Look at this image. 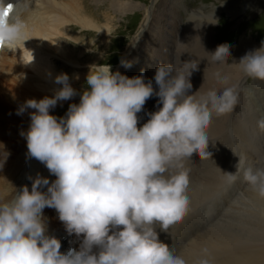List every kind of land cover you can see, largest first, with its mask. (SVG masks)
<instances>
[{
    "label": "clouds",
    "instance_id": "obj_1",
    "mask_svg": "<svg viewBox=\"0 0 264 264\" xmlns=\"http://www.w3.org/2000/svg\"><path fill=\"white\" fill-rule=\"evenodd\" d=\"M13 13L14 5L0 0L2 48L26 41V23ZM209 54L213 60L230 57V46L219 45ZM236 65L246 77L264 81V42ZM121 66L132 64L121 60ZM190 76L161 63L155 92L151 80L145 83L143 70L129 78L113 73L110 65H93L79 104H71L64 117L50 115V110L78 93L63 73L55 77L63 87L52 98L29 99L19 107L18 116L35 110L29 113L28 131L20 133L27 156L56 179L29 176L31 190L25 185L0 202V264H186L160 241L155 225L168 233L183 219L189 178L181 161L210 155L205 130L213 113H232L240 94V85L234 84L188 95ZM154 94L162 108L148 113L150 119L138 127L137 114ZM257 128L264 132V118L257 120ZM238 158L236 172L225 173L229 181L243 172L245 183L264 199V166L244 169ZM45 208L56 210L69 236L83 237L79 250L61 253V241L47 234Z\"/></svg>",
    "mask_w": 264,
    "mask_h": 264
},
{
    "label": "bare ground",
    "instance_id": "obj_2",
    "mask_svg": "<svg viewBox=\"0 0 264 264\" xmlns=\"http://www.w3.org/2000/svg\"><path fill=\"white\" fill-rule=\"evenodd\" d=\"M94 1L6 0V3H14L17 6L13 14L21 17L26 23V41L16 46L2 48L0 53V202L12 199L15 192L25 185L31 190L32 181L28 179L29 176L35 178L39 173L50 182L56 179L42 163L27 156V141L20 135L22 131H28L31 123L29 113L35 110L28 109L22 116L16 115V112L29 99L39 101L46 96L52 98L55 92L63 87L54 82L55 77L62 73L69 76L70 84L78 95L68 101L58 102L57 106L50 110V115L55 116L54 114L58 110L63 107L68 109L73 103L79 104L80 95L87 88L86 77L89 74L90 66L95 65L94 57L87 49L76 53L66 51L61 40L69 37L67 31L73 29L70 26H76L88 34L98 30L99 26L93 16ZM166 1L148 0L152 3L150 7H147L148 5L133 6L135 13L141 12L143 20L123 50L121 59L131 62L132 67H122L120 61L113 73L118 70L122 75L132 78L139 76L142 70L144 71L143 68L148 64L144 51L149 47L155 48L156 41L155 38L148 42L146 36L152 32H154V37H160L167 33L165 27H156L161 25V20L167 12ZM228 4L231 9L235 6H233L235 1L231 0ZM188 28L183 27L182 34L175 43V52L172 56L174 68H183L186 77L191 73L189 79L192 89L188 95H194L199 90L200 95L206 94L209 90L219 92L225 87L239 84V100L241 96L245 100L243 115L248 117L247 121L251 120L252 123L250 125L246 121L237 122L232 118L235 117V111L240 110L238 108L240 101L230 114L216 116L213 113L210 126L205 130L209 138L207 149L213 153L219 150L221 152L229 140L237 139L235 134L239 132L242 139H245L250 134L251 126H254V123L257 124L258 119L264 118V81H255L259 88L255 87L256 93L254 94L253 88L251 89V86L247 85V77L244 72L236 65L248 52L259 49L260 46L254 43L255 39L252 35L247 34L252 30L247 32L240 30L238 33H232L222 28L216 33L215 27H209L208 35L205 40H202L194 37L190 31L188 33ZM224 33L233 39L240 37L241 34L242 36L236 44L233 42L227 44L230 46V57L225 54L220 60H213L209 53H214L219 45L225 44L220 40ZM244 43H249L253 47L242 56L239 51ZM132 49L136 50L129 58ZM135 56H138L137 64H133L132 57ZM224 78H227V82ZM137 116L138 127H142L150 119L149 115L138 113ZM227 123L230 127L228 139L223 136V126ZM255 134H260L258 136L264 140V132H260L258 129ZM247 138L249 139V137ZM240 143L247 144L246 140ZM251 145L250 148L253 147V144ZM257 157L250 156L247 160L245 159L247 168L258 166L254 161ZM224 166L225 168L229 167V161ZM220 177L215 178L212 183H198L197 189L202 190L203 193L211 189L218 190L219 186L223 184L222 177ZM238 182L235 183L236 185L234 184L235 188L227 190L228 194L225 193V198L221 197L222 200L219 198L221 201L218 203L213 200L210 205L205 200V194L195 196L188 187L189 203L183 219L171 226L168 233L161 231L158 224L155 225L160 241L167 244L174 255L182 256L186 264H198L201 259H207L209 264H264V199L260 198L254 190L250 191V196L247 194L244 196L251 187L245 183L243 176ZM235 195L247 198V202L244 201L246 203V207L244 206L245 215H242L246 216L247 220L224 224L222 212ZM43 217L47 234L60 239L61 253H66L70 248L79 250L83 237L69 236L64 224L58 219L55 209L45 208Z\"/></svg>",
    "mask_w": 264,
    "mask_h": 264
},
{
    "label": "rangeland",
    "instance_id": "obj_3",
    "mask_svg": "<svg viewBox=\"0 0 264 264\" xmlns=\"http://www.w3.org/2000/svg\"><path fill=\"white\" fill-rule=\"evenodd\" d=\"M234 1L235 4H233V6H235L232 7L231 10L229 9L230 4H228L229 2H231V0H167V12L161 20V25L156 26L165 27L167 33L161 35L160 37H154V32H152L151 34L146 36L148 42L152 41L155 38L156 41L155 48L149 47L144 51L146 61L148 62L146 67L143 68L145 83L151 80L154 91H159V88L154 81L156 68L161 63L173 65L172 56L175 52V43L179 36L182 34L183 27H189L187 29L188 33L190 31V34H192L197 39L202 40H205L206 36L208 35L209 27H215L216 33L222 28L226 29L227 32L232 33H238L240 30H244L245 32H247L248 30H252V32L247 34H249L250 36L252 35L255 39L254 43L261 47L262 42H264V0ZM151 2H148V0H95L92 8L94 19L97 25L99 26L98 30L94 33L88 34L86 32L81 31L76 26H70L73 28V31L68 30L67 34L69 35V37H65L61 40L63 48L66 51L73 53L87 49L89 50L90 54L93 55L95 65H110L112 72H114V69L117 68V66L120 64L124 52L123 50L126 48L127 44H129L130 39L138 30L143 20L141 12L137 11L135 13L133 6L137 5L138 7H141V5H148L147 7H150V4L152 5ZM188 13L189 15H187ZM221 36L222 38L220 40L223 41L225 44H229L230 42L236 44L237 40L242 36V34L239 35L240 37H236L234 39L231 36L227 37L225 33ZM252 47L253 45L249 43H244L243 46L240 47L239 52L243 56L248 51H250ZM132 50L133 51L130 53L129 58L133 56V53L136 49ZM138 56L132 57V59H134L133 64H137ZM255 81L256 79H252L249 77H247L246 79L247 85L249 87L251 86V89L253 88V92L255 91L254 94L256 93V90H254L255 87L259 88V85L255 83ZM158 100L159 97L154 94L151 98L146 101L143 110L139 114L148 115V113H154L158 111L159 108H162V104L158 107ZM239 101L240 106L238 105V108H240V110L237 109L235 111V117L236 115L237 117L235 118L233 116L232 118L237 120V122H249V124L251 125V120L247 121L248 117L243 115V113L245 112V100L243 99V96H241ZM67 111L68 109L63 107L62 109L58 110L54 115L59 118L62 117L65 113H67ZM223 129V136L228 139V135L230 132V127L228 126V123L223 126ZM257 131V124L254 123V126H251L250 128V134L247 135L245 139H242V136L238 134V132L237 134H235L237 139L235 140L233 138L229 140L225 144L224 150H221V152L219 150L218 152L213 153L211 150L207 149L206 151H209L208 153L210 155L200 157L199 154H193L192 157L184 158V161H181V163L183 164L184 169H186L189 173L188 178L189 184L191 185L188 184V187L192 190V193L195 196L205 194L206 199H204L208 201L209 205L210 202L212 203L213 200V202L218 203L222 200L221 197L225 198L224 196L228 194L227 192L229 191V189L233 188L236 185L235 183H239L238 181H241L242 179L243 172L240 173L241 179H238L235 182H230L225 174H234L236 172V168L234 167V165L238 163V157H241L244 160V169H247L245 163L248 157L250 156H258L257 159L254 160L255 162H257L256 164H258V166L256 165V167L264 166V140L260 138L261 136H258L260 134H255ZM247 137H249V139ZM243 140H246L247 144H241L240 142ZM251 144H253L252 148L249 147L252 146ZM259 150L261 151L259 152ZM228 161L229 167L225 168L224 165ZM218 176L222 177L223 183L222 186H219L218 190L214 191L215 189H211L203 193L202 190L197 189L198 183H212L215 178H218ZM252 190V188L249 189L244 194V196H246V194L250 196ZM239 197L235 195L223 210L222 217H224V224L228 222L247 220L246 216L243 217L245 215L244 212L246 207V203L244 201L247 202V198H242L241 196Z\"/></svg>",
    "mask_w": 264,
    "mask_h": 264
},
{
    "label": "snow or ice",
    "instance_id": "obj_4",
    "mask_svg": "<svg viewBox=\"0 0 264 264\" xmlns=\"http://www.w3.org/2000/svg\"><path fill=\"white\" fill-rule=\"evenodd\" d=\"M0 48H2V45H0Z\"/></svg>",
    "mask_w": 264,
    "mask_h": 264
}]
</instances>
